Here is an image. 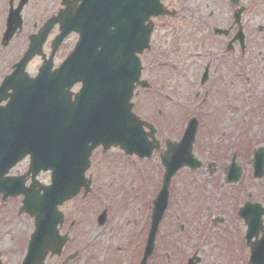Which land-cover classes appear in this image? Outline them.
Here are the masks:
<instances>
[{
	"label": "water",
	"instance_id": "obj_1",
	"mask_svg": "<svg viewBox=\"0 0 264 264\" xmlns=\"http://www.w3.org/2000/svg\"><path fill=\"white\" fill-rule=\"evenodd\" d=\"M77 1L63 0L66 9L46 24L38 39L33 38L18 70L0 88V102L9 99L6 106L0 107V194L3 199L23 195L21 211L35 218V231L23 264H42L48 251H57L48 245L50 234L44 232L50 222L60 220L58 205L73 198L82 187L87 191L89 185L83 174L94 148L118 146L126 154L140 157L149 156L152 150L142 123L131 113L129 100L134 83L140 84L135 53L148 48L152 30L151 24L145 22L150 16L167 12L161 8L160 0H80L83 7L78 14L73 9ZM124 6L128 9H122ZM55 23L61 29L56 44L74 30L81 35L77 49L55 73L44 74V70H49L48 63L36 80H29L22 70L40 53V46ZM75 82H81L83 88L72 101L68 90ZM9 90L12 93L7 96ZM195 129L196 125L191 123L181 143L170 145L162 157L164 184L154 202L144 259L152 252L170 179L179 168L200 167L191 155ZM27 155L31 158L32 178L40 170L52 172L51 185L42 189L43 195L36 190V184L24 188L22 177H6ZM263 167L264 159L257 155L255 177L261 175ZM228 172V181H237L239 170L231 166ZM248 213L250 207L246 205L239 215L248 227L249 242L261 229L264 209L253 216ZM250 249V263L264 264V229L261 239L252 243ZM188 264L193 263L190 260Z\"/></svg>",
	"mask_w": 264,
	"mask_h": 264
},
{
	"label": "flooded vegetation",
	"instance_id": "obj_2",
	"mask_svg": "<svg viewBox=\"0 0 264 264\" xmlns=\"http://www.w3.org/2000/svg\"><path fill=\"white\" fill-rule=\"evenodd\" d=\"M19 1L20 0H10V6L12 8L18 7ZM23 1L24 5L20 11L22 19L21 33H24V31L27 30L29 31L28 34H24L26 40H28L29 36L36 34L48 18L56 15L58 11L63 9L61 0ZM169 1L171 0L164 1L165 7L169 10H172L174 14L168 17H161L168 20V22H166L168 29L166 31L167 36H165L164 40H162L163 42L158 48L159 51H157L161 58H152V61L158 62L156 63V69H159L161 79L164 78L163 75L166 71H172V75L174 77L176 76V72L180 71V81L182 82L185 77H193L194 80L192 84H195L196 81L198 91L192 97L193 92L190 89L191 82L189 78L188 85L183 86L185 94H187L186 100H180L176 97L177 93L175 95L174 91H167L169 88L165 86V84H161L160 79L157 80L158 85L157 81L155 84L154 80L158 79V77L156 78L154 74L151 73L150 78L144 74L143 58L144 56L150 55L155 47V45H153V39L155 37L157 28L156 21L161 18L154 19V30L151 36L150 48L143 52L141 56H139L142 67L140 80L147 81L149 85L145 88L136 86L134 88L133 97L131 100L133 103V112L144 123V132L146 134L152 132V137H149V140L152 142L151 154L148 158H138L134 155H126L118 148L103 150L102 147H98L92 151L89 158V169L85 174L86 178L91 180L90 191L87 195L83 196V190H81L78 196L61 205L58 208V210L61 212V215H59L60 220L56 218L47 225L48 229L44 232L45 235L50 234V238L47 243L48 245H53L57 251L53 254L52 252H48L44 257L43 264H142L145 241L150 227L152 203L157 196L159 188L162 185L163 168L161 166L160 158L167 150V145H173L174 143L173 141L166 140L164 141V146H162V140L159 139L161 135L160 131L172 133V131L169 129V126L174 120V105L176 104L179 106V108L185 109L187 111V115L183 119V124H181L182 129L179 136L181 137L186 124L191 119H195L199 123L214 117V111L211 110V107L220 105L228 100L227 97L224 96L225 92H228L229 90L232 91V93L234 92L231 85L237 81L239 77L238 68H241L242 66L256 67L261 73L264 83V23L262 25H253L254 9H257L251 4V1L253 0H246L250 1L249 5L245 4V0H237L238 3L236 5H232L229 0H224L223 5H214L210 6V8L207 7V5L192 7L184 4H170ZM10 6L9 0H0V43L2 41V36L7 24L9 10L11 8ZM78 8L77 2L73 9ZM261 8L264 11V7ZM200 9H202V13ZM207 9L211 10L206 13ZM239 9H242V13L240 16V22L237 23L234 16ZM178 26L182 27L184 30L182 31ZM239 31L242 34V39L239 38ZM58 32V26H55L43 46V54L46 58H48L51 54V41ZM78 39L79 35L77 33H72L62 43V45L53 55V69L61 63V61L67 56L69 52L74 50ZM255 43H261L262 49L254 54ZM245 56L249 57V59L247 60V57L245 58ZM36 59L40 61L41 65L43 59L41 57H36L34 60ZM240 61L242 65L239 67ZM12 66L13 62L9 65V69L0 73V83L3 77L12 71ZM38 67L36 68V72L34 74H29L30 77L33 78L37 74ZM189 71L191 73H188ZM245 78V81H248L251 79V76L248 75L245 76ZM79 90L80 84L74 85L71 89V93L73 95L77 94ZM231 95L232 94L230 93V96ZM72 99L74 98L72 97ZM234 103L235 99L231 104ZM189 108L194 109L195 112H189ZM147 125H150L151 128L149 129ZM164 147L165 149H163ZM252 154L253 149L250 153V158L246 161V168L250 165ZM155 156H158V161L157 157ZM154 161L157 162L162 171L160 173V178L155 181L157 182L159 180L160 183L156 185L153 191H150L153 198L148 205V211L144 218L143 225L138 232L139 236L143 237L141 242L138 243L136 247L130 246V235L131 232H133V224L132 219H130V216L125 212L123 221L116 222L123 224V227L125 224H127L128 229L126 230L124 227V233H126V239L128 243L124 245H122L123 242L121 245L108 244L106 247L95 245L93 236L95 233L93 232L91 235L86 234L88 233L89 229L96 230V233H106L107 235H111L114 231H117L115 228V220L113 219L112 211L115 209V207L120 208V205L115 199L118 200L121 198V196L118 195L115 197V195H109L108 192L110 190V181L115 179L117 173H120L121 171L125 176L133 175L134 184L133 186L131 185V189L135 191L134 187L137 186L138 178L139 176H142L140 169H137V165L153 163ZM202 164L204 165L203 162ZM20 165H25L24 170L21 171V173H25L29 165V158L23 160L18 165L17 169L20 168ZM202 167L200 170H203ZM224 168L222 170H224ZM206 169L208 173L211 174H205L206 177L213 178L214 172H218L221 167H217L215 163H210ZM246 172L249 174L252 172V170L251 172ZM195 174L200 175L199 172H193V175ZM157 176H159V173H157ZM42 178H46V180L43 181L41 180ZM49 179L50 177L48 173H41L38 176L39 185L36 189L40 191V194H42V189L50 183ZM262 179L264 183V177ZM263 183H258V186H263ZM121 184L122 181L118 183L119 190L121 187H123ZM25 185L27 187L30 185V176L25 178ZM105 190H107V196L104 194ZM129 198L130 197L126 199ZM250 198L251 197L248 199ZM84 199L87 200V203H84V205L87 209L89 207V210L87 211L88 217L85 218L88 223L85 225V228L82 224L84 220L82 213L74 212V216H71L70 218L68 215L63 213L65 206L72 204L75 200L80 202ZM94 199L98 200L95 202L93 201ZM13 200H18L21 202V199ZM170 200L171 194L169 195V205ZM100 201H103L101 205ZM249 201L251 203H260L262 206H264V201H252L251 199ZM238 209L236 208V210ZM169 211L170 208L168 211H166L167 213H165L160 225L158 226L153 252L148 257L145 264H170V262H172L171 256L174 253L172 252L173 247H171V245L168 244L166 240H162L160 242L161 244L159 243V238L164 236L169 237L173 232L172 224L168 225L167 234L162 230L161 227L166 220L168 221ZM22 215L24 219L29 217L28 215ZM214 217L223 218L220 215H215ZM29 219L30 222L28 225L29 227L31 226L30 228L33 230L34 220L30 217ZM223 219V223H226L227 219ZM211 220L212 219H210V223ZM240 222L243 224L242 221ZM53 225L54 229L51 230ZM261 227H264V216L262 217ZM81 228H84L85 230L81 231ZM182 228H184V225H181V230ZM188 231L190 233L191 229H188ZM260 234L261 231H259V235ZM118 236L120 237V235ZM120 240L122 239L120 238ZM200 241L203 245H199L197 248L195 247L193 252L191 251L192 254L186 257L185 264H187L191 258H193L194 261L198 258V260H200L197 264L201 263V259L203 257L200 253V250L204 249L207 251L210 245L208 243H213L210 240V231L204 232ZM29 242L30 237L27 242V247ZM252 242H254V240L250 241V245ZM205 245L206 247H204ZM177 248L178 247H175V251H177ZM247 249L249 248L247 247ZM10 258L12 259V257ZM1 263L2 262L0 261V264ZM246 263L250 264L249 253Z\"/></svg>",
	"mask_w": 264,
	"mask_h": 264
},
{
	"label": "rangeland",
	"instance_id": "obj_3",
	"mask_svg": "<svg viewBox=\"0 0 264 264\" xmlns=\"http://www.w3.org/2000/svg\"><path fill=\"white\" fill-rule=\"evenodd\" d=\"M169 3L184 4L192 7L207 5L210 8V6L214 5H223L224 0H171ZM245 4L249 5L250 1L245 0ZM251 4L257 6V9H254L253 25H262L264 23V11L261 7H264V0H253ZM258 9L261 10L259 11ZM210 10L207 9L206 13ZM200 11L202 13V9ZM166 22H168L167 19H158L156 21L157 28L153 39V45L155 47L150 55L144 56L143 58L144 74L148 78H150L151 73L154 74L156 78L158 77V79H153L155 84L160 79L161 84H165L169 88L167 91H174L175 95L177 93V98L186 100L187 94H185L183 86L188 85L189 78L191 82L190 89L193 92L192 97L198 91L196 81L195 84H192L194 78L185 77L181 82L179 79V75H181L180 71L176 72L175 77L172 75V71H166L163 75L164 78L161 79L160 71L156 69V63L158 62L152 61V58H161L157 51H159L158 48L163 42L162 40L167 36L166 31L168 29ZM179 28L182 31L184 30L182 27ZM28 32V30L24 31L21 35L15 37L13 41L9 42L7 47L2 48L0 46V73L9 69V65L20 57L25 47L24 43L27 41L25 35ZM261 49V43H255L254 54ZM246 59L248 60L249 57ZM39 65L40 61L38 59L32 60L27 68L29 74H34ZM241 65L240 61L239 67ZM188 73L191 72L189 71ZM248 75L251 76V79L245 82V76ZM238 76L237 81L231 85L234 92L232 93L229 90L224 93V96L228 100L220 105L212 106L211 110L214 111V117L200 123L201 126L197 134V143L194 150H192L194 157L204 163L203 170L199 171L200 175H193L188 171L182 170L171 183V200L168 217V221L170 222L166 220L161 227L167 234L168 225L172 224L173 232L169 237L164 236L165 238H159V243L162 240H166L173 247L172 252L174 253L171 256L172 262L170 264H185L186 257L192 254L195 247L197 248V246L203 245L200 240L205 232L204 228H207V219L212 214L226 218L227 222L223 223L224 219L221 217L211 218L212 220L208 231H210V240L213 243H208L210 245L207 251L204 249L200 250L203 257L200 264H247L246 261L249 252L244 240L245 229L234 212L236 210V204L242 206L247 200L251 199L252 201L263 202V179L253 180L252 175L246 172H251V166L249 165L246 168L243 162H246L250 157V149L252 147L250 144L254 143V149H258L259 147L264 148V83L261 82V80L263 81L261 73L254 66H242L238 68ZM230 93L232 94L231 96ZM234 99L235 103L231 104ZM192 108H189V112H191ZM173 115L174 120L169 126L172 133L160 131L161 135L159 139L162 140V146H164V141L166 140L173 142L179 140L182 129L181 124H183V119L186 117L187 111L179 108L175 104ZM243 118L245 119L243 120ZM247 142L248 144L250 142V144H246ZM233 143H237V147L233 148L232 151L237 156V159H240L242 162V164L237 163L240 166L243 165V178L238 185H226L223 182L225 176L222 175V169L229 163L227 160H230L231 156L228 154V149ZM155 157H157L158 161V156ZM210 163H215L221 169L218 172H214V178H205L203 177L205 174L211 175L206 169ZM19 167L18 169H14L11 174L13 172L14 174L21 173L25 165H20ZM137 169H140L141 177H144L141 178L139 176L137 181L138 187H134L135 191L131 189V185L133 186L134 184L133 175L125 176L121 171L117 173L115 179L110 181L109 195H115V197L118 195L121 196L120 199H115L120 205V208L114 206L115 209L112 211L117 231H114L111 235H107L106 233L99 234V232L96 233V230L89 229L86 234L91 235L93 232L95 233L93 234L95 245L106 247L108 244L121 245L123 242L122 245H124L128 243L126 233H124V230L128 229L127 224H125L124 229L123 224L117 223L123 221L125 212L130 216L133 224V232L130 235V246L136 247L141 242L143 237L139 236L138 232L143 225L148 211V205L153 198L150 191H153L156 185L160 183L159 180L157 182L155 181L160 178L162 169H160L156 161L137 165ZM157 173H159V176H157ZM41 180L45 181L46 178H42ZM121 181V186L123 185V187L119 190L118 183ZM258 183H263V186L259 187ZM219 189L222 190V193L218 191ZM108 193L105 190L104 194L106 196ZM128 197L130 198L126 199ZM215 197H219L220 201L217 202ZM249 197L251 198L248 199ZM97 200L94 199L93 201L96 202ZM86 201L85 199L80 202L75 200L72 204L65 206L63 210V213L68 215L69 218L74 216V212L82 213L84 217L82 223L84 228L88 223L85 218L88 217L87 211L89 210V207L87 209L84 205V203H87ZM101 203L103 201H100V205ZM20 206V201L9 199L0 210V222L4 220L3 225H0L1 264H21L26 253L27 242L33 230L28 225L30 222L29 217L24 219L23 215L18 216L17 214L16 216ZM181 225H184L182 230ZM191 227L193 229L189 233L188 229H191ZM84 228L80 230L83 231L85 230ZM175 247H178L176 249L177 251H175Z\"/></svg>",
	"mask_w": 264,
	"mask_h": 264
}]
</instances>
